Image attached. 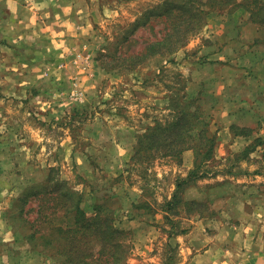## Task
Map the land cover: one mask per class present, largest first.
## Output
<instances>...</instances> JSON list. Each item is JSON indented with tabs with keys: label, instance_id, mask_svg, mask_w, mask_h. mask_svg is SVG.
<instances>
[{
	"label": "rangeland",
	"instance_id": "1",
	"mask_svg": "<svg viewBox=\"0 0 264 264\" xmlns=\"http://www.w3.org/2000/svg\"><path fill=\"white\" fill-rule=\"evenodd\" d=\"M17 1L27 9L16 19L29 26L0 36V264H59L23 239L49 222L71 224L64 210L51 214L52 194L42 197L48 175L82 194L87 218L104 205L130 231L125 264H188L198 255L191 243L214 237L226 250L230 237L264 248V30L246 12L202 6L203 25L184 46L123 65L114 56L167 32L163 17L148 15L172 0ZM14 18L0 5V21ZM53 21L62 29L54 37L44 25ZM187 100L210 118L211 158L186 149L133 159L138 140ZM32 184L38 193L23 206L16 199ZM174 194L202 206L168 208Z\"/></svg>",
	"mask_w": 264,
	"mask_h": 264
},
{
	"label": "trees",
	"instance_id": "2",
	"mask_svg": "<svg viewBox=\"0 0 264 264\" xmlns=\"http://www.w3.org/2000/svg\"><path fill=\"white\" fill-rule=\"evenodd\" d=\"M202 6L211 10H226L227 13L240 9L247 13L251 24L264 30L263 0H172L161 6L163 11L155 10L157 13L151 11L148 15V17H163L167 24V32L161 38L147 43L140 53L116 55L114 60L117 64L138 65L153 56L174 53L203 25L204 15L208 10L204 11V8L201 9ZM259 41L254 39V42ZM102 65L108 67L104 62ZM209 119L194 100L185 101L183 110L176 112L175 117L166 127L157 125L145 137L142 136L144 139L138 140L139 145L132 158L140 157L150 151L175 156L186 149H193L202 160L211 158L214 140L208 134ZM230 131L234 136L249 137L251 129L231 125ZM195 138L197 143L190 144V140ZM262 157L264 158V153ZM201 162L199 160L196 163V168ZM36 185L39 184L25 186L16 200L23 206L28 204L29 199L38 193L34 192ZM176 188H181V183ZM41 189L42 197L47 194L53 195L55 202L51 214L57 210H64L71 224L54 225L48 221L52 225L48 230L35 229L23 237L33 248L39 249L40 255L59 264H125L128 255L125 239L130 231L117 226L104 205H95L93 217L87 218L80 206L82 194L68 188L65 181L48 175ZM179 204L190 209L202 206L195 200L183 201L176 194L173 195L171 204L168 203L167 206L174 209ZM43 212L45 211L39 206L36 220L40 224L47 222L46 214Z\"/></svg>",
	"mask_w": 264,
	"mask_h": 264
},
{
	"label": "crops",
	"instance_id": "3",
	"mask_svg": "<svg viewBox=\"0 0 264 264\" xmlns=\"http://www.w3.org/2000/svg\"><path fill=\"white\" fill-rule=\"evenodd\" d=\"M0 5L4 6L8 10L9 14L15 17L14 18L15 22L12 23H9L7 21H3V22L0 21V24L1 23L3 24V26H0V36L3 37L5 34L14 33L13 32L14 27L17 29V27L22 23L24 24V26H27L28 28L29 24L26 23V21L23 22L20 19H16L18 16L21 15L23 10L27 9V7L25 8L24 6H22L17 0H0ZM35 19H37L36 15L35 17H33V20ZM48 24L49 23L47 22V24L44 25L47 27L46 29L50 30L53 37L56 35V33L61 32L62 30L61 28H55V25L58 24L56 21L55 22L53 21L49 24L52 27H48L49 26ZM229 242L230 245H232V247H230V250H226L224 248L225 246L224 240L223 241L221 239L218 240L216 237H214L210 241H206L205 244L199 243L196 245V243L194 244L191 243V246L196 250L198 255L195 258H193L191 261H189L188 264H264V248L258 243L250 242L248 243L247 246L245 245L244 247H241V243H238L237 238L234 239L231 237ZM197 248L198 249L202 248V249L198 250ZM234 248H236L237 251L234 250ZM242 248H245V250ZM189 249L191 250L192 248L189 246L188 251ZM233 251L236 254V258H231V252ZM239 259L240 262H238ZM182 264H185V262Z\"/></svg>",
	"mask_w": 264,
	"mask_h": 264
}]
</instances>
